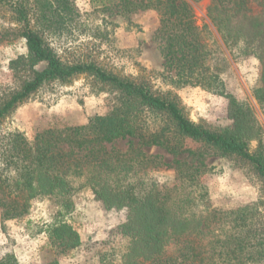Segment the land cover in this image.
Instances as JSON below:
<instances>
[{"label": "trees", "instance_id": "16d2710c", "mask_svg": "<svg viewBox=\"0 0 264 264\" xmlns=\"http://www.w3.org/2000/svg\"><path fill=\"white\" fill-rule=\"evenodd\" d=\"M249 1L257 3L260 12L253 13ZM100 2L105 10L126 17L139 10H156L160 16L156 37L166 79L176 86L190 84L226 93L221 45L207 24H196L187 0ZM0 7L12 13L15 29L27 47L25 53L10 60L9 70L21 82L0 90V122L45 84L67 82L81 74L118 91L120 97L106 115H94L82 125L46 128L33 140L17 129L0 130V208L4 219L27 214L38 198L53 200L60 205V213H70L74 193L89 184L107 204L122 202L134 210L130 221L119 228L127 240L119 264L264 262V212L258 203L198 209L199 203L207 200L206 192L193 194L196 176L189 170L198 167L177 160L178 182L161 192L155 184L131 178L130 171L141 162L138 158L143 161L145 157L140 149L130 151L132 155L105 148L107 142L137 137L143 145L160 146L175 155L195 153L173 141L170 131H174L248 163L264 188V148L250 147L253 139H260L262 127L248 101L227 94L229 125L211 128L196 123L171 90L156 93L148 83L122 76L94 60L63 59L50 37L81 28V13L72 0H0ZM207 13L233 59L255 57L261 63L255 97L264 112V0H212ZM41 63L46 66L38 68ZM49 231L64 248L80 243L79 234L67 221L54 224ZM189 235L200 241L190 253L186 245ZM174 243L177 253L167 255ZM0 264L18 262L7 255Z\"/></svg>", "mask_w": 264, "mask_h": 264}, {"label": "rangeland", "instance_id": "374dc122", "mask_svg": "<svg viewBox=\"0 0 264 264\" xmlns=\"http://www.w3.org/2000/svg\"><path fill=\"white\" fill-rule=\"evenodd\" d=\"M81 13V28L50 37L58 53L65 60H94L122 75L148 83L156 93L171 90L196 123L215 128L232 123L229 115V97L245 100L253 107L262 127L260 139H253L250 147L264 148V112L255 97L260 85L261 63L255 57L233 59L223 43L216 26L208 17L212 0H187L193 8L196 24H207L223 51L225 71L224 94L212 93L190 84L176 86L165 77L162 48L156 33L160 26L159 13L154 9L139 10L126 17L114 10H105L100 0H72ZM253 13L261 7L249 1ZM9 10L0 7V90L16 87L21 78L9 70L10 60L26 52V41L18 35ZM41 63L38 68H43ZM119 93L87 74L70 81H52L35 92L0 122V130L17 129L33 140L36 134L49 127L86 124L94 115H106L119 100ZM174 142L191 148L195 153L175 155L165 148L141 144L137 137L119 138L105 143L107 151L134 154L140 149L145 154L131 178L155 184L161 192L177 182V160L198 167L195 172L193 194L206 192L200 208H234L248 203H258L264 212V188L260 176L246 162L224 156L214 149L190 138L170 131ZM196 170V171H195ZM188 169L184 166V173ZM82 181H76L80 185ZM148 185V186H149ZM109 193V191L107 190ZM107 193V194H108ZM74 208L70 213H60V205L47 198L33 201L30 211L17 218L4 219L0 208V259L13 255L18 264H119L127 240L119 228L127 224L134 210L122 202L107 204L105 197L95 194L92 185L80 187L73 196ZM207 204H204V203ZM67 221L77 231L80 243L74 248H64L51 237L49 228ZM187 252L198 239L187 236ZM174 243L167 255L176 254ZM257 264H264L260 262Z\"/></svg>", "mask_w": 264, "mask_h": 264}]
</instances>
